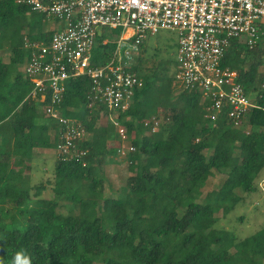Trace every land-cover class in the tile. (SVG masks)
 <instances>
[{
	"label": "trees",
	"instance_id": "1",
	"mask_svg": "<svg viewBox=\"0 0 264 264\" xmlns=\"http://www.w3.org/2000/svg\"><path fill=\"white\" fill-rule=\"evenodd\" d=\"M45 18L26 3L0 0L3 264H11L16 252H23L31 264H264V227L242 239L217 227L219 214L228 215L238 204V189L257 191L256 179L264 169V74L257 78L264 55L261 42L251 48L232 38L222 59V66L237 71L238 81L248 92L258 91L245 120L248 130L236 127L225 113L214 124L206 120L210 102L200 90L181 86L176 90L175 77L167 76L164 67L146 70L145 42L141 45L132 69L142 86L135 89L129 108L117 116L131 138L127 144L135 147L127 149L126 156L136 170L119 196L105 194L102 168L118 155L119 147H111L108 124L100 122L111 112L102 103L90 105L92 77L68 81L60 105L66 116L77 118L86 129L88 135L79 150L87 153L72 159L56 155L55 194L47 197L42 193L48 183L32 185L24 172L32 167L36 146L57 151L61 127L38 122L49 99L42 102L39 96L33 97L34 83L16 69L29 57L26 38L48 40L54 32L44 29ZM119 32L112 29L113 35ZM105 33L101 40L110 34ZM115 46L100 43L93 63H107ZM7 47L9 61L2 56ZM154 79L164 82L156 87ZM158 88L168 98L162 104ZM158 105L163 107L161 116ZM151 117L162 118L156 131ZM116 140H121L118 133ZM216 172L225 175L222 185L203 196ZM61 200L69 201L65 204L69 213L59 210Z\"/></svg>",
	"mask_w": 264,
	"mask_h": 264
},
{
	"label": "built area",
	"instance_id": "2",
	"mask_svg": "<svg viewBox=\"0 0 264 264\" xmlns=\"http://www.w3.org/2000/svg\"><path fill=\"white\" fill-rule=\"evenodd\" d=\"M33 11L54 19L60 26L48 40L30 41L25 47L29 57L24 75L35 85L32 96H39L45 115L61 127L62 142L57 154L64 159L83 156L79 144L87 131L77 118L66 116L61 102L67 82L87 75L93 85L90 105L102 103L111 113L131 105L135 89L142 79L132 68L149 34L175 30L179 34L175 79L183 88H197L210 102L204 117L216 122L224 113L243 128L248 112L254 107L252 96L238 81V73L222 66L232 38L251 48L264 38V0H18ZM112 29H121L113 35ZM110 32L102 40L101 36ZM106 34V33H105ZM115 43L107 63H93L94 49L100 43ZM264 88V84H262ZM121 137L120 155L135 150L126 145L127 128L114 119ZM153 131L159 122L154 120ZM148 124V122H146Z\"/></svg>",
	"mask_w": 264,
	"mask_h": 264
},
{
	"label": "rangeland",
	"instance_id": "3",
	"mask_svg": "<svg viewBox=\"0 0 264 264\" xmlns=\"http://www.w3.org/2000/svg\"><path fill=\"white\" fill-rule=\"evenodd\" d=\"M40 20L39 17H36ZM46 21V24H45ZM44 29L54 28L60 26L61 23H56L54 19H44L43 20ZM110 33V32H107ZM117 33V35H119ZM179 41V34L175 30H160L156 34H149L145 41L146 51H145V61L146 70L155 69L157 66L160 68H165L164 71L167 76L175 77L177 68V46ZM264 50V38L261 40V47ZM11 52L7 48L2 49V56L5 61H9ZM161 64V65H160ZM16 69L24 74V66L18 65ZM262 74H264V55L262 57V63L259 66L257 73V78L260 80ZM155 81V79H154ZM164 80L158 79L155 81L154 86L160 87ZM174 86L177 89H182L175 80L173 81ZM264 84V83H263ZM162 88H158V97L162 104L165 101V94L161 91ZM175 96V95H174ZM157 97V96H156ZM253 97V96H252ZM43 110V109H41ZM104 113V112H103ZM163 113V107L158 105V114L161 116ZM154 115V114H152ZM118 116L117 113H108V115H103L100 120L103 124H108L110 132V143L111 147L118 148L121 146L119 140H116V134L118 133L117 127L114 123V119ZM104 117V118H103ZM152 118V117H151ZM149 120V119H148ZM152 120H156L155 118ZM48 121L50 124L57 122L52 121L46 115H41L38 122ZM150 121V120H149ZM159 124L162 123V118L158 120ZM243 129L248 130L245 126ZM114 134V135H113ZM153 133H150L152 135ZM88 134H86L85 138ZM84 138V139H85ZM131 138L129 139V141ZM127 146L128 144L125 143ZM6 146V145H5ZM7 148V146H6ZM35 160L31 161V169H25L26 175L30 177L31 184L36 185L40 183H48L47 189H44L42 196L53 197L55 192L53 191L54 183V161L57 155L55 149L52 151L41 149V147L36 149ZM1 152V151H0ZM211 153V150L206 152L207 155ZM39 158V160H38ZM109 157L108 159H110ZM114 160L109 161L103 165L104 175H105V194L108 196H119L121 193V187L125 185L127 179L135 175L136 170L131 169L129 166V160L126 155H114ZM225 179V175L218 172L211 176L206 186L203 189V196L213 189L219 188ZM46 183V184H47ZM257 191L253 193H246L243 189L237 190V195L239 202L234 208V210L228 215L224 216L222 213L219 214L220 218L217 223L218 228L226 229L233 232L238 238L242 239L247 236L254 234L257 230L264 227V169L260 172L256 179ZM201 201V199H199ZM61 206L59 210L63 213H69L68 207L65 206L69 201L61 200ZM78 212L79 210H75ZM180 213L182 211L180 210Z\"/></svg>",
	"mask_w": 264,
	"mask_h": 264
},
{
	"label": "clouds",
	"instance_id": "4",
	"mask_svg": "<svg viewBox=\"0 0 264 264\" xmlns=\"http://www.w3.org/2000/svg\"><path fill=\"white\" fill-rule=\"evenodd\" d=\"M0 264H3L2 260H0ZM11 264H31V259L23 252H16L12 257Z\"/></svg>",
	"mask_w": 264,
	"mask_h": 264
},
{
	"label": "crops",
	"instance_id": "5",
	"mask_svg": "<svg viewBox=\"0 0 264 264\" xmlns=\"http://www.w3.org/2000/svg\"><path fill=\"white\" fill-rule=\"evenodd\" d=\"M120 141H121V140H120ZM120 141H119V143L121 144ZM37 148H39V147H37V146L35 147V153H36V151H37V150H36ZM41 149H42V148H41ZM37 152H39V151H37ZM36 158H37V157H36ZM36 158H35V155H34V160H35ZM38 160H39V158H38ZM24 176L27 177V178H30V177H28V175H26V171L24 172Z\"/></svg>",
	"mask_w": 264,
	"mask_h": 264
}]
</instances>
